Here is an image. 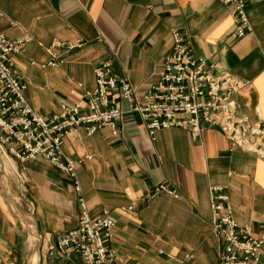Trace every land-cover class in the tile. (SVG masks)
Here are the masks:
<instances>
[{
	"label": "crops",
	"instance_id": "obj_1",
	"mask_svg": "<svg viewBox=\"0 0 264 264\" xmlns=\"http://www.w3.org/2000/svg\"><path fill=\"white\" fill-rule=\"evenodd\" d=\"M0 11V32L25 40L14 55L24 97L45 116L80 101L94 85L93 68L107 59L140 100L156 82L177 29L194 55L215 64L214 72L249 81L235 96L236 112L264 123V0L246 4L250 30L239 39L231 38V7L219 0H0ZM53 39L83 45L65 52L58 66L41 67ZM123 106L117 136L79 127L65 138L66 155L82 159L79 192L68 174L42 158L0 156L19 184L12 193L0 177V264H82L77 254L46 253L76 226L79 195L92 218L104 208L114 215L108 246L116 264H219L223 241L210 220L214 186L228 194L238 225L256 238L264 233V134L250 138L251 149L210 127L196 137L183 128L150 136L139 113ZM160 183L177 196L156 192Z\"/></svg>",
	"mask_w": 264,
	"mask_h": 264
},
{
	"label": "built area",
	"instance_id": "obj_2",
	"mask_svg": "<svg viewBox=\"0 0 264 264\" xmlns=\"http://www.w3.org/2000/svg\"><path fill=\"white\" fill-rule=\"evenodd\" d=\"M219 1L232 9L231 38L243 37L250 30L245 12L250 0ZM171 37L172 46L164 56L160 74L140 100L135 89L113 71L112 62L107 59L93 68L94 85L83 91L80 101L62 104L58 113L45 116L27 103L23 94L25 82L14 62V55L22 50L25 40L10 39L0 32V149L3 157L20 162L42 158L68 174L79 192L76 165L82 159L74 160L66 155L65 138L79 127L89 135L108 128L117 136L122 131L124 104L129 111L139 113L150 136L158 129L183 128L196 137L210 127L219 130L233 145L251 149L250 138L264 134V123H249L247 116L237 114L235 100L240 88L249 81L228 71L214 72L215 64L194 55L181 31L172 29ZM82 45L80 39H53L46 47L48 59L41 67L58 66L65 52ZM155 191L177 196L176 191L164 183L158 184ZM78 203L76 226L48 244L47 255L60 250L65 258L77 254L82 264H116L118 258L108 246L116 223L114 215L104 208L92 218L81 195ZM210 210L212 232L223 241L219 264H264V233L256 238L250 227L238 225L229 196L220 186L211 188Z\"/></svg>",
	"mask_w": 264,
	"mask_h": 264
},
{
	"label": "rangeland",
	"instance_id": "obj_3",
	"mask_svg": "<svg viewBox=\"0 0 264 264\" xmlns=\"http://www.w3.org/2000/svg\"><path fill=\"white\" fill-rule=\"evenodd\" d=\"M3 159L6 160L5 157H3ZM0 170H1L0 171V177L4 178L6 180H9V182L11 183V192L12 193L18 192L19 184H18V181H17L16 172H7L4 169L3 165H1V163H0Z\"/></svg>",
	"mask_w": 264,
	"mask_h": 264
},
{
	"label": "bare ground",
	"instance_id": "obj_4",
	"mask_svg": "<svg viewBox=\"0 0 264 264\" xmlns=\"http://www.w3.org/2000/svg\"><path fill=\"white\" fill-rule=\"evenodd\" d=\"M0 156L3 157V153H2V151H1V149H0ZM30 219H31V218H30ZM30 219H29V220H30Z\"/></svg>",
	"mask_w": 264,
	"mask_h": 264
}]
</instances>
